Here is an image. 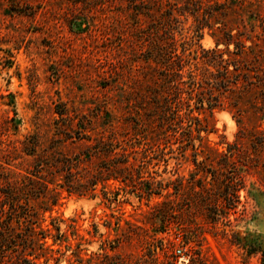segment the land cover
<instances>
[{"label":"trees","instance_id":"trees-1","mask_svg":"<svg viewBox=\"0 0 264 264\" xmlns=\"http://www.w3.org/2000/svg\"><path fill=\"white\" fill-rule=\"evenodd\" d=\"M127 1L135 17L136 40L145 68L142 107L129 116L130 129L121 131L112 123L99 128L98 111L84 113L60 103L52 109L56 117L48 124L35 123L17 141L19 145L11 146L3 155L8 158L0 160V264H47L51 259L59 264L60 257L54 254L62 252L54 245L67 242L69 235H78L73 223H67V229L62 228L64 219L60 217L49 216V223L44 224L45 214L58 204L63 192L95 197L96 186L100 184L103 198L110 202L118 200L120 189L124 193L137 191L138 196L157 194L162 182L154 185L141 179L146 163L136 167L131 158L139 145H143L144 157L148 152L158 151L157 155L163 158V150L171 139L180 142L182 150L204 149L206 159L220 160L213 164L194 159L197 170L189 178H177L174 190L180 194L186 187L188 198L182 203L162 200L153 205L152 215L161 221L160 226H175L174 239L161 241L159 248L167 250L178 242L186 249L182 253L187 256L184 264H214L202 253L204 233L214 232L218 223L230 226L228 213L236 208L239 191L245 188L244 171L258 164V151L264 145V124L246 128L244 133L239 131L237 137L245 135L251 140L250 148H242L235 141L225 151H219L207 144L201 134L210 129L207 117L198 114L206 110L212 114L221 105L220 96L225 92L241 95L258 88V96L264 101V50L255 41L260 35L264 39V30L256 33L253 25L250 26L253 33L246 34L229 24L231 14L244 10L245 0L237 3L185 0L182 5L162 0ZM248 12V18L264 22L260 12ZM183 14L193 17L198 38L203 28L212 30L214 46L200 49L203 67L199 78L194 70L185 71L191 63V52L185 53V44L192 42L180 41L178 37L181 23L178 16ZM247 40L250 44H246ZM230 104L237 106L236 102ZM260 111L264 118V108ZM161 143L164 147H160ZM15 159L20 164L26 163L24 168L11 166ZM199 172L202 174L196 176ZM113 186L115 190L110 189ZM230 234L232 243L247 254H259L260 264H264V241L259 234L241 236L233 230ZM75 246L78 248L80 242ZM79 250H72V254L81 262ZM155 250L154 246L148 247L153 261L157 260ZM174 263L175 259L170 264ZM103 264L131 263L118 254L104 252Z\"/></svg>","mask_w":264,"mask_h":264},{"label":"rangeland","instance_id":"rangeland-1","mask_svg":"<svg viewBox=\"0 0 264 264\" xmlns=\"http://www.w3.org/2000/svg\"><path fill=\"white\" fill-rule=\"evenodd\" d=\"M162 1L182 5L185 0ZM220 1L237 3V0ZM127 2L0 0L1 161L5 160L3 155L13 144L19 145L17 141L32 130L35 123L48 124L56 117L52 109L60 103L84 113L98 111L96 125L99 128L112 123L121 131H126V127L130 129L129 116L142 107L140 95L145 90V68L140 58V43L136 40L135 17ZM244 3L240 14L229 16V24L246 34L253 33L250 26L254 25V31L262 33L264 22L261 24L248 18V11L264 16V0H245ZM178 17L181 20L180 41L192 42L185 44V53L191 52V63L185 71L194 70L199 78L203 67L200 49L214 46L212 30L203 28V34L198 38L193 17L189 14ZM261 38L262 35L255 41L264 50V39ZM220 99L221 105L214 108L212 114L207 110L201 114L194 112L201 118L207 117L210 131L201 133L207 144L219 151H225L227 145L235 141L240 142L242 148H250L251 140L245 135H237H240L239 131L244 133L246 128L263 127L260 109L264 108V101L258 96V88L241 95L225 92ZM230 102H236L237 106ZM252 133L255 135L256 132ZM180 144L171 139L163 150V158L157 155L158 151L148 152L144 157L143 145H139L135 157L131 158L136 167L146 163L141 179L152 181L154 185L162 182L161 187L157 186V194L138 196L137 191L124 193L120 189L118 200L110 202L103 198L100 184L96 186L95 197L63 192L58 204L45 214L44 224L49 223V216L60 217L64 219L62 228L67 229V223H73L78 235H69L67 242L54 245L62 252L54 254L60 257L59 264H103L104 252L118 254L131 264H170L174 259V264H184L187 256L182 253L186 249L180 243L176 242L167 250L159 248L161 241L174 239L175 226H160L161 221L152 215V207L162 200L182 203L188 198L186 187L180 194H175L174 190L177 178H189L197 170L194 159L213 164L220 159H206V150L194 151L190 147L182 150ZM256 161V166L244 171L245 188L239 191L240 202L236 208L228 213L230 226L218 223L214 232L204 233L202 253L214 264H260L259 254H247L231 242L230 234L231 230L241 236L255 233L264 241V145L258 151ZM19 162L15 159L10 165L24 168L26 163ZM119 187L124 185L119 184ZM115 188L110 187L111 190ZM198 221L202 222V217ZM76 242H80L78 248ZM152 246L156 247V261L151 259L148 251ZM77 249L83 258L81 262L72 254V250ZM47 264H56V261L51 259Z\"/></svg>","mask_w":264,"mask_h":264}]
</instances>
